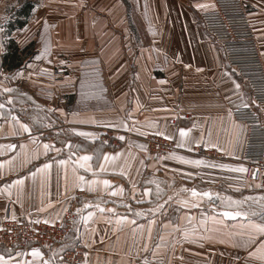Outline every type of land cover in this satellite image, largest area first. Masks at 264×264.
<instances>
[{
	"label": "crops",
	"instance_id": "obj_1",
	"mask_svg": "<svg viewBox=\"0 0 264 264\" xmlns=\"http://www.w3.org/2000/svg\"><path fill=\"white\" fill-rule=\"evenodd\" d=\"M23 1L0 0V225L60 221L74 194L82 214L65 244L0 256L65 264L79 246L83 264H264L251 227L264 223V188L244 177L246 127L231 116L251 96L199 21L213 0H34L3 37ZM243 2L264 60V0ZM9 37L30 52L13 70L1 66ZM151 134L175 147L154 156Z\"/></svg>",
	"mask_w": 264,
	"mask_h": 264
},
{
	"label": "built area",
	"instance_id": "obj_2",
	"mask_svg": "<svg viewBox=\"0 0 264 264\" xmlns=\"http://www.w3.org/2000/svg\"><path fill=\"white\" fill-rule=\"evenodd\" d=\"M213 5L212 10L199 14V21L207 34L220 44L227 65L249 89L251 104L232 109L231 116L246 127L242 150L244 177L264 188V122L257 108L264 104V60L243 0H213ZM65 75L63 68L52 72L55 80ZM170 125L175 126L174 121ZM114 136L109 131L102 133L106 143L118 146ZM145 141L154 156L164 155L175 147L170 139L156 134L146 136ZM81 214L80 195L74 194L60 221L5 219L0 225V248L30 244L48 250L63 245L75 230ZM84 259L85 250L79 246L62 252L65 264H83Z\"/></svg>",
	"mask_w": 264,
	"mask_h": 264
},
{
	"label": "trees",
	"instance_id": "obj_3",
	"mask_svg": "<svg viewBox=\"0 0 264 264\" xmlns=\"http://www.w3.org/2000/svg\"><path fill=\"white\" fill-rule=\"evenodd\" d=\"M34 7V0H24L21 5L15 10L14 17L6 24V34L9 35L11 31L18 27H22L29 17ZM28 49L21 48L10 39L6 42V52L1 58V66L8 70L17 69L24 64L25 59L30 54Z\"/></svg>",
	"mask_w": 264,
	"mask_h": 264
},
{
	"label": "snow or ice",
	"instance_id": "obj_4",
	"mask_svg": "<svg viewBox=\"0 0 264 264\" xmlns=\"http://www.w3.org/2000/svg\"><path fill=\"white\" fill-rule=\"evenodd\" d=\"M198 7H206V5H198ZM237 87H239V85H237ZM2 107H3V105H0V108H2ZM21 127H22V129L24 131H30V129H29V127H28L27 124H23V125H21ZM81 135H85V133H81ZM180 135L182 137L185 136L186 135L185 130L181 129L180 130ZM121 139H123V137H121ZM9 147L10 148H14L15 145H9ZM49 147H50V145H48V144H45L44 145V148L46 150ZM90 159H91V157L88 156V155H84V156L80 157V160L85 161V162L86 161H89ZM108 159H109V157L107 155H105V160H108ZM185 162H188V161H185ZM60 163L61 164H64L65 161H60ZM194 163H200V161H195ZM81 166H83V165H81ZM50 167H51L50 164L43 165V168H45V169L50 168ZM241 170H243V169H241ZM38 171H39V169H38ZM80 179L83 180V177H81ZM13 183L14 184H21V183H23V180L13 181ZM108 183L109 182L107 180L104 181V184L105 185H107ZM193 195H196L195 190H193ZM204 195L207 196V195H209V193H204ZM223 215L227 217V216H240V215H246V214L241 213V212H235V213H233V212L226 211V212L223 213ZM251 227H253L258 233L264 235V223H261V224H253V225H251ZM261 249H264V244L261 245ZM32 255L33 256H41L42 254H41V252H40L39 249H33L32 250ZM249 255L250 256L251 255H254V253L253 252H250ZM260 259L261 260H264V255H261ZM0 264H9V261L8 260H5V258L3 256H0ZM43 264H50V262L49 261H44Z\"/></svg>",
	"mask_w": 264,
	"mask_h": 264
},
{
	"label": "rangeland",
	"instance_id": "obj_5",
	"mask_svg": "<svg viewBox=\"0 0 264 264\" xmlns=\"http://www.w3.org/2000/svg\"><path fill=\"white\" fill-rule=\"evenodd\" d=\"M3 32H4L3 37H5L6 29L3 28ZM0 38H2L1 34H0ZM257 191H261V190L258 189ZM263 192H264V190H263ZM261 202H262L261 206H263V208H264V200H262ZM258 210H261V209H258Z\"/></svg>",
	"mask_w": 264,
	"mask_h": 264
}]
</instances>
